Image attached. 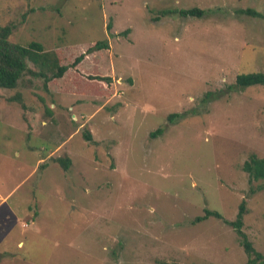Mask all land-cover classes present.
Returning <instances> with one entry per match:
<instances>
[{
  "label": "rangeland",
  "instance_id": "374dc122",
  "mask_svg": "<svg viewBox=\"0 0 264 264\" xmlns=\"http://www.w3.org/2000/svg\"><path fill=\"white\" fill-rule=\"evenodd\" d=\"M245 10L264 0H0L12 43L86 54L49 90L0 88V264H249L224 220L193 223L243 200L264 255V180L243 169L264 159V86L236 85L264 73V18Z\"/></svg>",
  "mask_w": 264,
  "mask_h": 264
},
{
  "label": "trees",
  "instance_id": "16d2710c",
  "mask_svg": "<svg viewBox=\"0 0 264 264\" xmlns=\"http://www.w3.org/2000/svg\"><path fill=\"white\" fill-rule=\"evenodd\" d=\"M163 15H169L170 11L166 10L162 12ZM182 17H197L202 18L205 14L201 9H187L177 12ZM244 13L252 14L254 16H264L260 13L252 10H245ZM110 30L111 27L109 26ZM14 27L12 25L0 26V88L1 89H15L17 88L19 81L24 75L30 73L36 77L44 78V86L46 90H49V83L52 81L61 80L70 69H78L81 62L85 59L86 54L83 53L75 58L70 64H62L60 55L55 51H47L44 45L40 42H30L28 45L15 44L10 41V37L13 33ZM109 49L108 41H99L94 46L88 49V53L95 50ZM33 63L39 68L38 72H33L29 63ZM92 79H98L101 81H110V77L97 76ZM237 87L247 88L252 86H264V73H251L243 74L237 77ZM178 117L177 114L169 116V121L173 122ZM164 128L161 127L155 132L151 133V138H157L162 135ZM86 140L91 141L92 136L90 134L85 135ZM58 162L63 166L65 170H69L71 165L70 158H59ZM42 165L40 168H43ZM243 169L250 176V181L253 182L264 180V159L259 158L256 154H252L244 163ZM264 186H260L259 190H263ZM253 194L256 193L254 189H251ZM247 213V203L243 200L239 206V211L235 221H228L224 219L221 213L215 210L206 208L203 216L195 218L193 223H201L209 218H216L224 220L225 223L233 227L236 234L239 237L241 246L244 252L248 256L249 264H264V255L258 252L253 243L249 240L246 233L243 231L244 217Z\"/></svg>",
  "mask_w": 264,
  "mask_h": 264
}]
</instances>
